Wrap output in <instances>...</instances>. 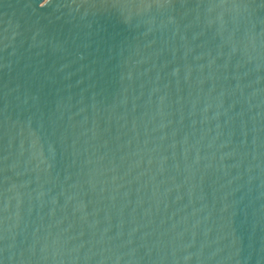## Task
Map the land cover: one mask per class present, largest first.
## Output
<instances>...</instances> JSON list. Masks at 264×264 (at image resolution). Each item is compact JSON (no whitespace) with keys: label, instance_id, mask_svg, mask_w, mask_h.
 Returning a JSON list of instances; mask_svg holds the SVG:
<instances>
[{"label":"water","instance_id":"water-1","mask_svg":"<svg viewBox=\"0 0 264 264\" xmlns=\"http://www.w3.org/2000/svg\"><path fill=\"white\" fill-rule=\"evenodd\" d=\"M0 264H264V0H0Z\"/></svg>","mask_w":264,"mask_h":264},{"label":"snow or ice","instance_id":"snow-or-ice-1","mask_svg":"<svg viewBox=\"0 0 264 264\" xmlns=\"http://www.w3.org/2000/svg\"><path fill=\"white\" fill-rule=\"evenodd\" d=\"M105 3H108V0H104ZM112 2H116V0H112Z\"/></svg>","mask_w":264,"mask_h":264}]
</instances>
